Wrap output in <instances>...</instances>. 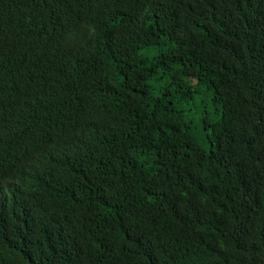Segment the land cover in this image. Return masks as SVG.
Listing matches in <instances>:
<instances>
[{
	"label": "trees",
	"instance_id": "16d2710c",
	"mask_svg": "<svg viewBox=\"0 0 264 264\" xmlns=\"http://www.w3.org/2000/svg\"><path fill=\"white\" fill-rule=\"evenodd\" d=\"M0 264H264V0H0Z\"/></svg>",
	"mask_w": 264,
	"mask_h": 264
},
{
	"label": "rangeland",
	"instance_id": "374dc122",
	"mask_svg": "<svg viewBox=\"0 0 264 264\" xmlns=\"http://www.w3.org/2000/svg\"><path fill=\"white\" fill-rule=\"evenodd\" d=\"M145 53H147V51H145ZM154 54V51L150 53V55ZM154 89L157 93H159L164 85V81L160 80V81H154L153 83ZM195 104V105H194ZM192 103V105H190V111L189 112H200L202 109H208V110H212L213 109V105L211 103V101H207L206 104L200 103V101H197L196 103ZM196 137L198 138L199 144L203 147V148H207V141L205 140L202 132L200 130H197L196 133Z\"/></svg>",
	"mask_w": 264,
	"mask_h": 264
},
{
	"label": "bare ground",
	"instance_id": "6f19581e",
	"mask_svg": "<svg viewBox=\"0 0 264 264\" xmlns=\"http://www.w3.org/2000/svg\"><path fill=\"white\" fill-rule=\"evenodd\" d=\"M194 134V133H193ZM70 202V201H69Z\"/></svg>",
	"mask_w": 264,
	"mask_h": 264
}]
</instances>
